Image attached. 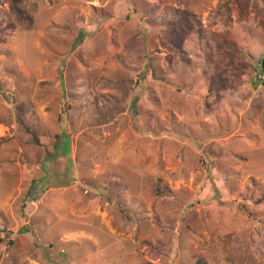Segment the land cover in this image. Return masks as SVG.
I'll list each match as a JSON object with an SVG mask.
<instances>
[{
  "label": "rangeland",
  "instance_id": "1",
  "mask_svg": "<svg viewBox=\"0 0 264 264\" xmlns=\"http://www.w3.org/2000/svg\"><path fill=\"white\" fill-rule=\"evenodd\" d=\"M12 1L0 264H264V0Z\"/></svg>",
  "mask_w": 264,
  "mask_h": 264
},
{
  "label": "trees",
  "instance_id": "2",
  "mask_svg": "<svg viewBox=\"0 0 264 264\" xmlns=\"http://www.w3.org/2000/svg\"><path fill=\"white\" fill-rule=\"evenodd\" d=\"M17 1L18 0H13V5L17 6ZM17 10H19V7H16ZM182 18H184L183 20H187L188 17H184V15L180 14V13H174L172 14L171 20H169L168 23H163L161 25H159L157 27V31L169 38V45L171 47V49L173 50V53L176 55V57H178L180 60L184 59V56L182 54L181 50H178V42H179V38H180V33H179V29H181V25H179V23L181 22ZM25 20V21H23ZM21 21L22 24L25 25H32V21H28L26 18L23 19ZM169 26V27H168ZM84 39V35L81 33V35L79 36V39L77 40V43L81 42ZM223 52L224 54L227 56L228 58V62L225 66V69L222 70H216V72H213V75H215V79L213 78L212 82H211V89L210 92H213L215 89H217L218 87H222L225 88L228 82V79H226L223 76V72L228 76V74L230 73V71H232L234 68L236 67L237 62H241L240 58V54H239V50H238V46L237 43L233 40H229L226 41L225 44L223 45ZM219 65L216 64L215 65V69H218ZM263 69H264V65H263ZM225 75V76H226ZM226 76V77H227ZM219 90V88H218ZM262 200V199H260ZM199 264V263H198Z\"/></svg>",
  "mask_w": 264,
  "mask_h": 264
},
{
  "label": "water",
  "instance_id": "3",
  "mask_svg": "<svg viewBox=\"0 0 264 264\" xmlns=\"http://www.w3.org/2000/svg\"><path fill=\"white\" fill-rule=\"evenodd\" d=\"M262 57H263V65H264V54L262 55Z\"/></svg>",
  "mask_w": 264,
  "mask_h": 264
}]
</instances>
